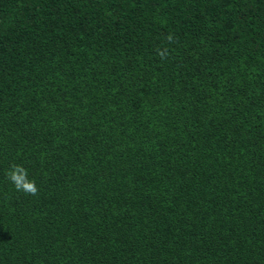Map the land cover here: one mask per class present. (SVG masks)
<instances>
[{
    "label": "trees",
    "instance_id": "obj_1",
    "mask_svg": "<svg viewBox=\"0 0 264 264\" xmlns=\"http://www.w3.org/2000/svg\"><path fill=\"white\" fill-rule=\"evenodd\" d=\"M0 264H264V0H0Z\"/></svg>",
    "mask_w": 264,
    "mask_h": 264
},
{
    "label": "clouds",
    "instance_id": "obj_2",
    "mask_svg": "<svg viewBox=\"0 0 264 264\" xmlns=\"http://www.w3.org/2000/svg\"><path fill=\"white\" fill-rule=\"evenodd\" d=\"M168 39L171 40L172 38L169 37ZM6 177L17 191L33 196L38 194V187L35 179L29 177L28 170L22 165L11 166L6 173Z\"/></svg>",
    "mask_w": 264,
    "mask_h": 264
}]
</instances>
